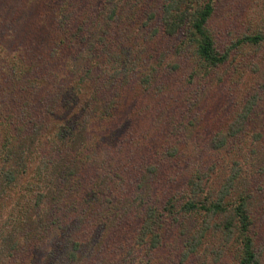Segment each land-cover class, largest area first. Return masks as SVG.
<instances>
[{
	"label": "trees",
	"instance_id": "1",
	"mask_svg": "<svg viewBox=\"0 0 264 264\" xmlns=\"http://www.w3.org/2000/svg\"><path fill=\"white\" fill-rule=\"evenodd\" d=\"M260 2L0 0V264H264Z\"/></svg>",
	"mask_w": 264,
	"mask_h": 264
},
{
	"label": "rangeland",
	"instance_id": "2",
	"mask_svg": "<svg viewBox=\"0 0 264 264\" xmlns=\"http://www.w3.org/2000/svg\"><path fill=\"white\" fill-rule=\"evenodd\" d=\"M260 1H263V0H260ZM260 8H261V13H262L264 11V5H262L261 2L257 5V7H254L252 9L251 13L259 12L260 10H258V9H260ZM256 58H258L257 59L258 61H261V59H264V51L259 50L258 51V55L256 56ZM263 75H264V67L261 68V72H259L258 74H250V75L246 76V78H244L245 82H244V84L240 85V88L241 89H245V86H249V87L252 86V85L257 86L258 81L261 80V79H264V78H262ZM241 89H240V91H235V92H242ZM263 107H264V105H263ZM256 122L260 123V125L261 124L264 125V117H263V119L257 118ZM261 129L264 132V126L261 127ZM261 192H263V191H261ZM260 235H261V237H260L259 242H260L261 245H263L264 230H263V232L260 233Z\"/></svg>",
	"mask_w": 264,
	"mask_h": 264
}]
</instances>
